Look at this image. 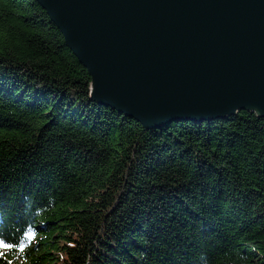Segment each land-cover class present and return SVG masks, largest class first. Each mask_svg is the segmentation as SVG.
Wrapping results in <instances>:
<instances>
[{"label":"trees","instance_id":"trees-1","mask_svg":"<svg viewBox=\"0 0 264 264\" xmlns=\"http://www.w3.org/2000/svg\"><path fill=\"white\" fill-rule=\"evenodd\" d=\"M36 0H0V264H264V118L145 129Z\"/></svg>","mask_w":264,"mask_h":264},{"label":"water","instance_id":"water-1","mask_svg":"<svg viewBox=\"0 0 264 264\" xmlns=\"http://www.w3.org/2000/svg\"><path fill=\"white\" fill-rule=\"evenodd\" d=\"M90 98L145 129L264 118V0H36Z\"/></svg>","mask_w":264,"mask_h":264},{"label":"snow or ice","instance_id":"snow-or-ice-1","mask_svg":"<svg viewBox=\"0 0 264 264\" xmlns=\"http://www.w3.org/2000/svg\"><path fill=\"white\" fill-rule=\"evenodd\" d=\"M2 246H4V245H0V247H2Z\"/></svg>","mask_w":264,"mask_h":264}]
</instances>
